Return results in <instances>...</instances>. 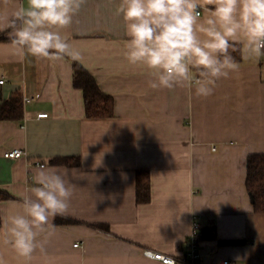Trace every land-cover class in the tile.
<instances>
[{"label":"crops","instance_id":"crops-1","mask_svg":"<svg viewBox=\"0 0 264 264\" xmlns=\"http://www.w3.org/2000/svg\"><path fill=\"white\" fill-rule=\"evenodd\" d=\"M116 3L88 0L64 31L78 61L20 58L0 32V104L17 96L22 109L21 119L0 120V190L9 196L0 200V233L39 162L66 170L74 194L29 264H162L143 251L181 254L194 221L200 264H264V214L253 211L245 186L247 156L264 154V56L241 50L238 73L207 99L189 88L152 90L145 71L123 57ZM74 63L112 98L110 118L85 116ZM12 150L23 155L3 157ZM137 170L148 172L147 203L136 202ZM0 255L24 264L2 242Z\"/></svg>","mask_w":264,"mask_h":264},{"label":"clouds","instance_id":"clouds-1","mask_svg":"<svg viewBox=\"0 0 264 264\" xmlns=\"http://www.w3.org/2000/svg\"><path fill=\"white\" fill-rule=\"evenodd\" d=\"M88 0H0V32L14 52L59 62L81 51L64 34ZM124 22L123 57L143 69L152 90L189 88L214 95L218 82L238 73L232 53L264 56V0H117ZM66 170L40 167L31 186L3 223L2 244L24 264L43 251L51 222L71 205L74 185ZM0 264H7L0 255Z\"/></svg>","mask_w":264,"mask_h":264},{"label":"trees","instance_id":"trees-1","mask_svg":"<svg viewBox=\"0 0 264 264\" xmlns=\"http://www.w3.org/2000/svg\"><path fill=\"white\" fill-rule=\"evenodd\" d=\"M0 40L3 37L0 36ZM237 62L241 58V50L232 53ZM73 86L82 91L85 116L89 119H107L113 114V101L108 95L102 93L92 76L78 64H73ZM21 100L16 96L0 104V120L21 119ZM66 164L69 159H63ZM245 186L249 194L253 211L257 214H264V154H251L246 158ZM9 196L0 190V200ZM149 201V178L146 170L136 171V202L147 203ZM226 245L240 244L239 240H225Z\"/></svg>","mask_w":264,"mask_h":264},{"label":"built area","instance_id":"built-area-1","mask_svg":"<svg viewBox=\"0 0 264 264\" xmlns=\"http://www.w3.org/2000/svg\"><path fill=\"white\" fill-rule=\"evenodd\" d=\"M3 81L0 80V84ZM34 100L33 96L24 97V102H29ZM47 114L41 113L38 114L37 118H45ZM23 155L21 150H12L4 152L3 157L7 159H17ZM37 166H44V164L36 162ZM199 235H198V224L195 221L192 223L190 234L188 235L185 242L184 251L177 256H169L165 254H161L159 252H155L152 250H144L143 255L147 258L157 260L162 264H200V252H199ZM222 264H231L227 260H224Z\"/></svg>","mask_w":264,"mask_h":264}]
</instances>
